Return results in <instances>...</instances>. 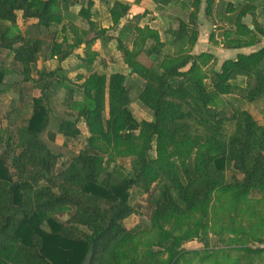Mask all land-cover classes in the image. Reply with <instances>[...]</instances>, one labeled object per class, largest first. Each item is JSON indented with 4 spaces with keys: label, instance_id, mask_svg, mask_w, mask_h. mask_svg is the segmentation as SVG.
Returning <instances> with one entry per match:
<instances>
[{
    "label": "trees",
    "instance_id": "1",
    "mask_svg": "<svg viewBox=\"0 0 264 264\" xmlns=\"http://www.w3.org/2000/svg\"><path fill=\"white\" fill-rule=\"evenodd\" d=\"M215 2L206 0L208 17L213 16ZM160 3L167 6L169 1ZM202 3L194 0L189 22H181L174 33L176 53L165 55L160 33L148 25L134 28L133 50L118 39L117 48L123 52L130 74L145 81L139 100L153 112L154 120L139 122L129 109L131 87L126 84L127 75L115 73L109 78L106 119L107 76L92 73L82 84L83 101H75L71 86L65 78L59 79L61 67L55 71L38 68L43 44L32 34L42 26L50 30L64 25L70 0H0V48L12 52L14 62L22 67L19 102H25L36 84H43L39 97L32 94V114L18 130V143L11 136L4 139L0 128V264H85L91 251V264H180L186 255L199 252L177 251L172 246L165 252L168 258L162 261L161 254L151 249L144 253L136 234L123 225L136 211L131 204L134 188L148 194L156 183H161L153 217L159 229L165 224L179 226L182 220L195 215L207 218L215 193L231 194L236 204L246 201L253 192L264 194V125L246 110H239L233 116L235 130L226 136L227 119L212 109L219 96L237 89L249 104L264 99V47L225 61L219 71H213V82L208 85L204 67L216 62L214 55L189 53L198 39L196 22ZM93 7L89 1L79 13L92 26ZM130 10L129 4L115 1L110 10L113 28L129 16ZM227 11L233 14L228 19L235 29L224 35L225 47H251L259 36L264 37L257 21H253V29L243 24V18L252 12L251 5L237 13L229 4ZM18 13L29 28L26 35L19 26ZM91 42L86 43L87 48ZM149 42L151 47H147ZM84 43L77 40L70 51L63 53L62 45L55 42L51 56L63 62ZM143 54L152 58L151 66L139 61ZM94 57L89 54L84 61L92 65ZM5 76L1 71L0 86ZM239 78L246 80L245 86L236 83ZM62 89L68 97L65 105L77 115L74 121L61 120L58 134L77 138L83 122L90 137L85 151L59 168V157L41 135L50 120V92ZM190 121L204 132L193 134ZM56 136L48 132L51 142ZM155 149L156 157H152ZM105 154L111 160L115 156L129 158L132 177L119 178L104 168ZM229 168L243 178L226 183ZM104 172L106 176L101 180ZM98 200L111 203V207L100 209ZM71 212L66 222L60 221ZM195 226L204 228L202 223ZM81 227L87 230L83 236L79 235Z\"/></svg>",
    "mask_w": 264,
    "mask_h": 264
},
{
    "label": "rangeland",
    "instance_id": "2",
    "mask_svg": "<svg viewBox=\"0 0 264 264\" xmlns=\"http://www.w3.org/2000/svg\"><path fill=\"white\" fill-rule=\"evenodd\" d=\"M89 1L92 0H76L75 3H72L73 14L70 17H65L64 25L50 30L42 26L39 31L33 32L32 35L40 39L43 44L39 61L53 58L51 56V48L55 42L62 45L61 51L63 53L70 51V46H73L77 40L82 39L83 42H88L91 35L87 34L91 27L86 24V20L83 17H77L76 14L83 6L88 7ZM96 1L97 2L93 3L98 4L101 8L98 12V16L93 14L98 24H95L96 26L92 28V36L97 39L100 38L102 41L110 42L109 39H112L110 35H112L115 30L112 27L109 10L107 8L109 3L107 4L106 0ZM171 1L176 2L179 0ZM140 3L147 8L148 15H153V12H159V10L161 11L164 8L160 0H140L138 4ZM183 4L187 6L191 5V3L187 4L186 2ZM183 9L186 10L185 8ZM218 10H222L221 4H219ZM139 17L140 16L134 17V19H126L124 23H121L123 24L122 27L119 26L120 30L116 33V35H118L116 38L117 41L113 43L114 50L116 49L117 52L110 60L108 58V61L114 65L110 67V70L106 71L108 75L119 70L126 73L128 79L127 83L130 84L131 87L129 109L134 117L139 122H142L145 120H154L153 112L139 100V95L145 88V81L138 75L127 72L126 64L124 65V54L117 48L118 39H121L129 50L134 49V41L136 39L134 28L136 26L144 27L145 24L149 23L151 27L155 28L156 26L160 27L162 24V22H157V18H152V16L146 15L145 18ZM178 19L179 20L176 22L177 27L181 24V19ZM18 23L22 32L26 35V31L29 28L23 25L21 13H18ZM226 23V27L234 25L229 21ZM5 25L8 26L9 24ZM103 26L107 28H103ZM63 28L65 29L63 30ZM232 30H234V26L232 29L228 28L227 31L223 33V36ZM103 31H106V33ZM162 40L165 43V34H163ZM151 45L152 42H149L147 47H151ZM163 51L166 55L165 48ZM139 61L148 66L152 65V58L144 54L139 57ZM77 65L86 66L87 63L86 61H82L80 64L70 63L66 68L61 67L58 73L60 76L59 79L62 80V78H65L66 84L73 89L74 100L83 101L84 94L82 84L85 79H87V74L80 69H76ZM59 67L60 66H56L57 69ZM96 68L100 70L101 65L96 66ZM217 68L218 64L216 62L208 67H204V71L207 75L205 82L210 86L213 82V71ZM1 69L5 72L8 70L9 73L5 74V79L0 86V128L4 132V139L11 136L14 138V143L17 144L18 130L26 125L27 120L32 114L31 97L34 92L31 93L29 91V95L26 96L25 102H19L17 91L20 87L19 85L23 86L22 67L14 62V54L12 52L0 48V71ZM33 73H36L35 67ZM70 77L74 80L72 81ZM109 78H107L106 102L104 106V117L106 119L109 118ZM245 81L244 78H239L236 83L239 86H245ZM67 98V92L64 89L50 92V120L45 132L41 135V139L48 145L50 150L59 157V168L70 164L72 160L83 153L88 145V138L90 137L89 130L83 122L79 124L81 134L77 138H65L58 134L61 120H76L77 114L69 110L65 105ZM212 109L216 111L220 117L227 119L224 124V134L226 136H230L234 132L236 124L233 121V116L239 110H246L260 125H264V99L249 104L242 99L238 89L230 95L219 96L216 106L212 107ZM188 124L192 128L191 131L193 134H202L204 132L203 128L196 125L195 122L190 121ZM48 132L57 134L54 142L49 140ZM169 152H172V148L169 149ZM151 156L156 157V149L151 153ZM104 159L103 167H108L117 177H132L133 171L129 158L115 156L113 160H111L110 155L105 154ZM108 159L109 162H107ZM225 175L226 183L228 184L233 183L234 178H243L242 175L236 173L232 168H229ZM105 176V172L101 174V180L104 179ZM160 187L161 183H156L148 194L138 188H134L131 191V204L136 211L134 215L123 221V225L129 231L136 234L138 239L136 242L140 243V248L144 253H146L148 249H151L152 252L161 254L159 255L160 260L166 261L168 254L165 252L168 248L173 246L177 251L187 250L199 252V255L195 256L186 255V257L180 260V264H264L263 193L253 192L246 201L240 204H236L232 200L231 194L215 193L212 203L210 204L209 216L207 218L201 219L200 216L195 215L189 219L182 220L179 226L175 224H165L163 225V229H159L154 226L153 217L155 202ZM96 205L100 209H108L111 207V203L105 200H98ZM73 212L64 218H60V221L66 222L70 216H72ZM158 223H160V221H158ZM195 223H202L204 228L196 227ZM44 228L47 229L46 226H44ZM191 231H193L192 236L186 238L187 235H190ZM198 231H200L199 237L196 235ZM85 233H87V230L81 227L79 235L83 236ZM143 251L141 252L143 253Z\"/></svg>",
    "mask_w": 264,
    "mask_h": 264
},
{
    "label": "crops",
    "instance_id": "3",
    "mask_svg": "<svg viewBox=\"0 0 264 264\" xmlns=\"http://www.w3.org/2000/svg\"><path fill=\"white\" fill-rule=\"evenodd\" d=\"M76 0H71L69 11L65 15V17H70L72 13V3H75ZM100 1V0H99ZM115 1H120L124 4H129L131 6V10L129 12V16L125 19L122 20L121 23H124L126 19H134V17L142 16L145 18V16H152V18H157V22H162L160 27L156 26L151 27L153 29H156L160 35L161 38L163 34H165L166 40H165V51L170 53V52H175L174 46H173V41L175 39L174 33L178 31L176 22L179 20L178 18L181 19V22H189V17L193 13V2L194 0H179L176 2H173L171 0L169 1V4L167 6H163V10H159V12H153V15H148L147 8L143 4H138L136 0H106L107 2V8L110 16V10L113 7ZM92 2H97L96 0H92ZM191 3V5L187 6L183 3ZM219 4L222 5V10H218ZM234 5L235 8L237 9V13L240 12V10L248 5L252 6V12L251 14H248L245 18H243V24L249 26L251 29H253V21H257L259 24V27L264 29V0H256L254 3L251 2L250 0H216L215 2V9L212 17H208L206 15V0H203L202 6H201V12L198 15V19L196 22V30L198 31V39L196 44L189 49V46L186 48L189 49V53L192 55H199L202 53H210L214 55L215 61L218 64V68L216 71H219L221 69L222 64L227 61V60H234L237 58L239 54H252L254 52H257L261 48L264 47V37L259 36L258 37V42L251 47H244L241 49H230L225 47L224 45V36L223 33L227 31V29H232L234 25H230L229 27H226L227 21H229L228 18H230L233 14L228 13L227 8L228 5ZM239 5V6H238ZM83 8H87L86 6H83L76 16H79L80 11ZM100 6L98 4H94V7L90 11L91 13V21L93 22V26L89 24V22L86 20V24L90 25L91 29L89 30L87 35H91L88 41H92L90 46L87 48V42L82 44L80 47L76 48L71 54L69 58H67L65 61L60 62L55 56L54 58H48L47 60H40L38 62V68L42 69L45 68L47 71H55L57 68L56 66H60L63 68H66L67 65L70 63H79L84 61L88 54H95L94 57V62L92 65H77L76 69H80L82 72H86V77L88 78L92 73H98L100 75H105L107 78L111 77V75L115 73H121L125 74L123 71H115L114 73H111V75L107 74L106 70H110L111 66L113 67L114 64L108 61V58L115 55L117 50H114L113 43L117 41L118 35L116 33L120 30L119 26L122 27L123 24H119L114 28L115 32L110 35L112 39H109L110 42L102 41L100 38H96L93 35V29L95 24H98V21L95 20L96 17L93 16H98V12L100 11ZM185 8L186 10H184ZM74 16V15H73ZM164 16V17H163ZM111 20V18H110ZM112 22V21H111ZM171 24V25H170ZM165 26V27H164ZM113 27V24H112ZM193 26H191L192 29ZM103 28H107L103 26ZM165 28V29H164ZM235 29V27H234ZM222 34V35H221ZM214 35V38L211 39V36ZM168 49V50H167ZM170 49V51H169ZM101 65L100 70L96 68V66ZM125 65V63H124ZM127 67V66H126ZM127 72L130 73V70L127 67ZM2 72H5L1 69ZM0 71V72H1ZM5 72V74H8ZM70 79L73 81L70 77ZM43 88V84H36L35 85V90L33 93V96L39 97L41 95V90ZM17 95V94H16Z\"/></svg>",
    "mask_w": 264,
    "mask_h": 264
},
{
    "label": "water",
    "instance_id": "4",
    "mask_svg": "<svg viewBox=\"0 0 264 264\" xmlns=\"http://www.w3.org/2000/svg\"><path fill=\"white\" fill-rule=\"evenodd\" d=\"M127 82H128V79H127L126 83ZM92 257H93V251L90 252L85 264H91Z\"/></svg>",
    "mask_w": 264,
    "mask_h": 264
}]
</instances>
